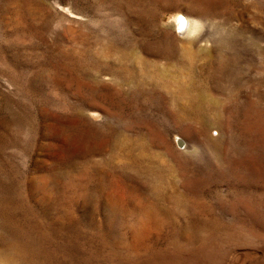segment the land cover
<instances>
[{
	"label": "rangeland",
	"instance_id": "rangeland-1",
	"mask_svg": "<svg viewBox=\"0 0 264 264\" xmlns=\"http://www.w3.org/2000/svg\"><path fill=\"white\" fill-rule=\"evenodd\" d=\"M1 213L0 264H264V0H0Z\"/></svg>",
	"mask_w": 264,
	"mask_h": 264
},
{
	"label": "bare ground",
	"instance_id": "bare-ground-1",
	"mask_svg": "<svg viewBox=\"0 0 264 264\" xmlns=\"http://www.w3.org/2000/svg\"><path fill=\"white\" fill-rule=\"evenodd\" d=\"M179 31H180V33H182V35L185 36V35H189L190 33L192 34L193 31H196V28L194 29L190 20H187L186 17L181 16L180 23H179ZM201 107H203V106L202 105L198 106L199 109ZM177 144H178V142H177ZM186 147L187 146H186V143L184 141V146L182 147V149H185ZM179 148H181V147H179ZM116 155H118V154L115 151L112 153L111 157L115 158V157H117ZM129 158L131 160L130 162L134 166V170H135L136 174L147 176L148 175L147 173H150V175H148L149 177L147 178L148 179L147 180L148 185L149 186L151 185L150 188L154 189L155 191L161 192L164 188V185L155 179L154 174H152L146 166L140 165L141 164L140 158L139 157H132L131 153H130ZM122 170L125 174L127 172H130L131 167H130V165H125L124 169H122ZM159 170L161 172H159L158 178L161 177L162 174L165 173L164 171H162L161 167L159 168ZM112 175H114V174H112ZM160 181H162V180H160ZM67 213H64V214H67ZM1 216H3L2 213L0 214V217ZM29 226H30V224H27L25 227L17 228V229H14L11 231V234H10L11 235V245L9 247L10 253L8 256H5L4 258L12 264H54V257L55 256H54V251H52L53 249L51 250V248L53 245L52 243H54L55 241L51 242V240L48 239L46 245H42L39 242L34 243V242L30 241L29 239H22L21 237H24L25 235L28 237L27 229L29 228ZM57 234H59V233L57 231H54V236H56Z\"/></svg>",
	"mask_w": 264,
	"mask_h": 264
},
{
	"label": "water",
	"instance_id": "water-1",
	"mask_svg": "<svg viewBox=\"0 0 264 264\" xmlns=\"http://www.w3.org/2000/svg\"><path fill=\"white\" fill-rule=\"evenodd\" d=\"M178 146L181 148L184 146V141L182 139L178 140Z\"/></svg>",
	"mask_w": 264,
	"mask_h": 264
}]
</instances>
